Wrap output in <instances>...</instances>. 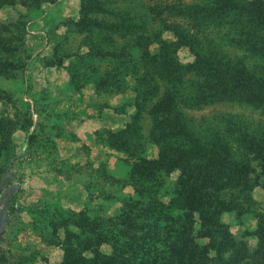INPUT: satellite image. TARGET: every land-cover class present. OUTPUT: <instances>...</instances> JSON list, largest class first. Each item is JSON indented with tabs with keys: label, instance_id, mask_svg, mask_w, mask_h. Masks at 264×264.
<instances>
[{
	"label": "rangeland",
	"instance_id": "1",
	"mask_svg": "<svg viewBox=\"0 0 264 264\" xmlns=\"http://www.w3.org/2000/svg\"><path fill=\"white\" fill-rule=\"evenodd\" d=\"M253 3L0 0V264H61L66 242L76 243L64 231L74 230L80 215L107 219L124 201L145 203L149 195L140 198L130 179L142 163L163 159L158 140L181 143L169 132L170 119L203 145L219 143L226 166H242L252 180L259 176L255 154L239 140L241 134L264 139V105L228 95L231 79L213 69L239 64L240 76L264 85V24ZM139 21L145 36L160 32L176 43L186 69L170 83L156 80L137 57ZM196 56L211 65L193 68ZM170 90V112L153 120ZM154 176L158 187L150 197L167 203L180 171L157 168ZM233 178L224 167L201 174L215 186ZM259 181L246 193L223 192L234 205L220 215L213 240L220 232L229 242L218 253L225 258L231 248H243L246 260L238 264H264L256 236L264 227Z\"/></svg>",
	"mask_w": 264,
	"mask_h": 264
},
{
	"label": "trees",
	"instance_id": "2",
	"mask_svg": "<svg viewBox=\"0 0 264 264\" xmlns=\"http://www.w3.org/2000/svg\"><path fill=\"white\" fill-rule=\"evenodd\" d=\"M253 5L264 24L263 0L257 2L254 0ZM139 18L144 16L140 15ZM143 29V22L139 21L137 57L154 72L155 79L159 78L170 83L180 68L186 69L178 63L175 56L176 43L162 40L160 32L145 36ZM1 41L2 37H0ZM155 42L159 47L155 53H152L149 46ZM208 59L201 61L196 56L193 68L199 63L205 66L211 65ZM224 66L213 69L228 75L231 79L233 89L228 95L238 93L248 103L254 101L264 105V85H254L250 80L240 76L237 72L238 66H241L239 64H224ZM195 83L200 86V82L195 81ZM164 99L166 104H158L153 110L155 121H157L158 113L167 110L170 112L173 106V92L171 90L165 92ZM170 127L175 132L172 129L169 132L181 143L177 146L163 145L158 140L162 153L163 150L165 152L163 159L142 163L141 168L144 170L134 171L133 179H130L138 189L140 198L149 195L146 202L142 203L134 199L124 201L120 210L118 209L119 212L117 211L118 214L107 219L80 215L74 223L76 228L64 231L66 238L67 236L75 238L76 243L72 244L70 240L66 242L61 264H238L246 260L245 250L238 246L235 247L236 250L231 248L233 255L223 257L221 254L225 253L224 247L229 242L223 239L220 232L216 241L213 240V236L218 233L217 230L222 225L219 222L220 215L230 211L234 205V201L226 197V194L225 198L223 197V192L239 189L246 193L259 185L260 178L264 179V139L253 136L246 140L247 136L241 134L240 141L238 135L239 142L244 144L246 142L249 150L258 160L260 174L252 180L242 170V166L237 170L230 163V166L225 165L224 160H227V155L221 150L219 143L203 145L192 134L185 136L181 126L171 119ZM166 153L171 156L169 159ZM221 167L227 168L231 175H235V178L228 182H221L217 186L213 181L205 180V183L201 179L202 173ZM157 168L164 172L180 171L177 185L167 203L150 197L155 194V189L158 187L154 176ZM145 181L150 182L149 188L145 187L147 184L144 183ZM197 223L200 225L198 230ZM263 231V226L256 231L260 252L264 249ZM81 235L84 239L79 238ZM205 239L210 241L206 244L201 243ZM101 245H108L109 252H101L99 250ZM213 249L217 252L211 254ZM228 249L230 247L226 248ZM220 252L221 254H218ZM233 257L238 262H235Z\"/></svg>",
	"mask_w": 264,
	"mask_h": 264
}]
</instances>
